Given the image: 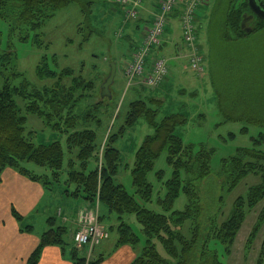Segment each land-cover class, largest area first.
Instances as JSON below:
<instances>
[{"label": "trees", "instance_id": "obj_1", "mask_svg": "<svg viewBox=\"0 0 264 264\" xmlns=\"http://www.w3.org/2000/svg\"><path fill=\"white\" fill-rule=\"evenodd\" d=\"M222 1L225 2L221 8L225 18V32L222 36L226 42L242 41L251 35L264 32L263 19L254 18L248 31L241 27L243 15L250 14L246 0ZM94 3L95 0H0V19L6 20L12 30H25L28 34L40 30L57 11L69 5H77L83 17L81 24L87 29V34L83 35V43L94 31L91 26ZM179 14V9H176L170 14V19L178 20ZM22 37L21 39L26 38ZM131 42H128L129 59L138 46L133 39ZM161 48L160 45L154 51L161 52ZM53 60L55 61L54 58ZM16 63L17 57L13 52H0V68L13 71ZM36 76L40 80H55V83L52 87L37 90L30 89L23 79L16 87L11 85L9 78H5L0 89V176L9 168L49 190L51 186L61 182L64 170L67 187L64 193L90 204L97 200L109 214L116 216L117 224L108 231L117 234L116 248L129 246L136 252L129 264H221L217 256L209 250V242L214 240L222 244L225 252L230 254L246 215L259 205L256 223L246 242L247 250L250 249L264 225V153L238 149L234 156L222 161L221 168L215 175L222 189L233 190L249 175L258 177L260 183L250 188L245 197L237 198L229 218L218 223L217 212L213 213L210 203H205L204 197L201 196V185L204 181L211 183L213 178L210 162L214 150L203 145L196 150L193 145L183 144L182 139L176 135V130L187 124L185 115L170 114L158 120L162 102L148 95L145 99L131 102L124 125L116 134H109L102 144H98L95 131L88 127L92 124L100 125L99 116L105 105L101 98L99 102L89 103L92 98L90 91L94 89L93 82L80 75L76 76L72 69L58 72L50 69L46 57L37 65ZM12 77L19 79L23 78V75L16 71ZM259 77L262 80L255 81L253 88L237 91L242 97L240 102L230 103L216 89L217 103L223 113L224 122L240 121L245 126H256L264 131V66ZM67 79L70 80L69 85L64 83ZM139 87L142 90L147 89L140 84ZM15 97L28 102L25 107L27 114L44 118L55 131L66 134L68 159L65 169V153L60 142L35 146L26 138V117L21 115ZM139 120H143L152 129L153 134L143 140L134 154L131 169L134 195H130L122 185L115 183L121 162L115 144L126 130L132 128ZM163 153L166 154V163L172 168V174L165 182V195L158 202L162 213H155L145 207L151 202L152 196V186L147 177L153 170L154 162ZM92 161L96 166L88 170ZM27 165L49 173L37 175L29 170ZM158 179H161L160 173ZM69 186L74 189L70 191ZM180 193H183L187 200L185 209L181 212L173 211V204ZM217 202L221 203L222 198ZM127 215H134L140 225L143 243L124 221V216ZM13 216L16 222H22V218L16 213H13ZM101 220L99 217L100 224ZM47 224V232L40 237L26 264H38L43 249L51 246L58 247L62 256H67L72 264L102 263L103 256L91 261L82 257L74 245L73 237L71 243L66 240L67 228L55 225L54 218H49ZM31 229L32 227L25 226L21 231L30 232ZM156 242L162 246L168 258L159 254ZM256 264H264V239Z\"/></svg>", "mask_w": 264, "mask_h": 264}, {"label": "rangeland", "instance_id": "obj_2", "mask_svg": "<svg viewBox=\"0 0 264 264\" xmlns=\"http://www.w3.org/2000/svg\"><path fill=\"white\" fill-rule=\"evenodd\" d=\"M106 1L95 0L92 7L93 21H91L94 31L92 36L83 43V35L87 34V29L81 24L83 17L77 5H69L57 11L40 30L28 32V34L25 30H12L6 20L0 19V52L11 51L17 57L16 68L13 71L0 68V89L3 87L5 78H9L11 85L16 87L21 84L22 79L29 84L30 89L41 90L44 87H52L55 80H40L36 76L37 65L43 57H46L50 69L57 72L72 69L76 76L80 75L85 80L93 82L94 89L90 91L92 98L89 103L94 104L101 101V86L110 73L111 65L115 64V77L109 88L110 99H103L105 106L99 116L100 125L92 124L88 127L95 131L96 142L102 144L109 134H116L124 125L130 103L145 99L148 95L162 102L158 120L170 114L182 113L187 117V124L178 128L176 135L182 139L183 144L193 145L196 150L202 145L214 150L210 162L213 178L211 183L203 182L201 196L204 197L205 203H210L211 211L217 212L218 223L225 221L231 214L234 201L239 197H245L250 188L260 183V179L249 175L242 179L233 190L226 191L225 188L220 187L221 184L215 175L220 170L222 161L234 156L238 149L264 153V131L256 126H245L240 121L224 122L223 113L217 103L216 89L230 103L240 102L242 97L238 92L242 88H253L255 81L262 80L259 74L264 66V32L251 35L242 41L226 42L222 36L225 32L224 10L221 11L225 2L206 0L202 6L197 7L193 21L195 47L202 58L204 69L202 73H198L191 70L189 66L191 51L183 45L179 21H172L168 16L167 19L175 27L173 31L175 38L171 48L178 43L180 54L175 56L168 52L167 56L165 54L162 56L160 52L153 51L151 58L159 56L165 58L168 73L159 87L149 89L150 91L142 90L136 81L129 83L124 76L126 63L129 62L128 42L132 43L129 35L132 31L131 36L137 46L142 32L141 29H135V24L140 23L141 28L143 20L147 16L149 20L154 4L159 3L160 0H140L142 4L134 7V10L141 21L128 18L127 22L125 9ZM154 15L150 17L151 22ZM128 22L131 31L128 27L124 28L125 23ZM168 29L167 25L165 31L167 32ZM22 36L26 38L21 39ZM36 41L38 45L35 44ZM16 71L23 75V78L14 79L12 74ZM64 83L69 85L70 80H64ZM14 99L21 115L26 117V138H29L35 146L60 142L65 153L63 164L65 169L68 159L65 145L66 134L55 131L44 118L27 114L25 110L27 101L17 97ZM244 127L247 128L243 129ZM243 130L246 131L243 132ZM152 134V129L143 120H139L132 128L127 129L123 137L115 144L121 156L115 183L122 185L130 195H134L131 176L134 154L143 140ZM27 166L37 175L49 173L33 165ZM95 166L94 161L90 162L88 170L94 169ZM158 173L161 174L160 180ZM171 174L172 168L166 163V154L163 153L154 162L153 170L147 177L152 186L151 202L145 205L148 210L162 213L158 202L165 195V182L171 178ZM65 179L66 172L63 170L61 182L51 186V189L45 193L43 212L25 220V226L32 225L36 233L44 234L49 228L46 224L48 218H54L58 223L60 221L58 213H62V217L69 218L70 214L75 215L81 202L64 193L67 189ZM68 189L72 191L74 187L69 186ZM220 197L221 203L217 202ZM186 203L184 194L180 193L172 210L181 212L185 209ZM99 210L101 215H106L107 212L102 207ZM259 210L258 205L246 215L230 254L225 252L222 244L214 240L209 242V250L217 256L221 264H256L259 248L264 239V225L249 250H247L246 242L256 223ZM124 221L130 225L143 243L141 228L134 215L124 216ZM113 224L116 225V216L111 214L104 218L102 226L109 230L110 226H114ZM117 239L115 232H109V238L98 246L100 248L97 247L98 251L111 256L109 254L114 251ZM156 248L162 257L168 258L158 242H156ZM80 251L82 253V249Z\"/></svg>", "mask_w": 264, "mask_h": 264}, {"label": "crops", "instance_id": "obj_3", "mask_svg": "<svg viewBox=\"0 0 264 264\" xmlns=\"http://www.w3.org/2000/svg\"><path fill=\"white\" fill-rule=\"evenodd\" d=\"M158 4L159 3L154 4V8L152 10L151 15L149 16V20L147 19V16L143 20L141 28L140 23L135 24V29H141V36L144 35L145 29L151 23L150 17L153 16V14H156L155 12L158 10ZM136 20L141 21V18L137 17ZM128 25L129 22L127 24L125 23L124 28L128 27V29H130L131 31V28H129ZM169 26L170 27L168 31L164 32V35L161 39L162 50L160 53L162 54V56L164 54L167 56V53L171 52L173 55L179 56L180 47L178 43L173 45V47L171 48V43L175 38L173 34L175 27H173V24H171L170 21ZM131 33L129 36L132 39ZM128 61H131V58ZM46 191L47 189H45L41 184L28 180L27 178L19 175L16 171L12 169L7 168L1 173L0 264H26L32 252L36 249L39 243V239L43 235V233H36L32 225H28L32 227L30 232H22L21 230L23 227H25V220L32 218L33 215L35 216L36 214L42 213L45 209L44 200L46 196ZM73 199L80 200L81 202L75 212V215L72 216V214H70L69 218L68 216L62 217V213H58V215H60V221L62 223L60 221L57 223L56 219H54L55 225H63L67 228L68 234L65 238L66 240L68 239L67 241H69L70 243L72 242L73 234L77 228V213L79 211L84 209L95 210L98 214V217L102 218L101 225L103 223L104 218L107 215H111L106 211L105 208H103L99 204L97 200L94 202V204H90L80 198ZM100 207H102L107 212L105 216L103 214L101 215V212L99 210ZM13 213H16L20 218H22L21 223L16 222ZM98 248L96 247L91 251H89V249L87 248H82L81 255L82 257H85L87 261H91L92 259L95 260L99 256H103V261L100 264H129L136 256V252L133 251L129 246H122L116 248L115 245L114 251L109 254L111 256H106L104 253H100L98 251ZM38 264H72V262H70L67 256H62L61 250L58 247L51 246L43 249Z\"/></svg>", "mask_w": 264, "mask_h": 264}, {"label": "built area", "instance_id": "obj_4", "mask_svg": "<svg viewBox=\"0 0 264 264\" xmlns=\"http://www.w3.org/2000/svg\"><path fill=\"white\" fill-rule=\"evenodd\" d=\"M113 5L122 6L125 9L126 18L135 19L137 12L134 7H139L140 0H107ZM206 0H161L153 21L145 29L136 51L132 54L131 61L126 65L124 76L131 83L136 81L147 89L157 88L167 76L166 60L162 57L151 58V54L161 44V39L169 20L167 19L176 9L180 14L178 21L180 32L185 47L190 51L189 66L198 73L204 71L202 58L195 47L194 16L198 6H202ZM148 60H150L148 62ZM109 238V232L99 223V217L95 210L84 209L77 213V228L73 234V242L76 248H87L89 251L98 247Z\"/></svg>", "mask_w": 264, "mask_h": 264}, {"label": "water", "instance_id": "obj_5", "mask_svg": "<svg viewBox=\"0 0 264 264\" xmlns=\"http://www.w3.org/2000/svg\"><path fill=\"white\" fill-rule=\"evenodd\" d=\"M248 5L249 8L252 12V14L260 19L264 20V10L261 9L260 5H257L254 0H248ZM245 21V19H244ZM244 21L241 24V27L243 28ZM248 31V30H246ZM115 72H116V65L112 64L110 67V73L104 80L102 86H101V99H110V92L109 88L113 84L114 77H115Z\"/></svg>", "mask_w": 264, "mask_h": 264}, {"label": "flooded vegetation", "instance_id": "obj_6", "mask_svg": "<svg viewBox=\"0 0 264 264\" xmlns=\"http://www.w3.org/2000/svg\"><path fill=\"white\" fill-rule=\"evenodd\" d=\"M256 2L257 5H260L261 6V9L264 10V1H261V0H254ZM247 2V7H248V10L250 11V14L249 15H243V19H242V22L244 21V24H243V29L244 30H248L249 29V24L254 20V18H258L256 16H254L249 8V5H248V0H246ZM260 19V18H258ZM241 22V24H242Z\"/></svg>", "mask_w": 264, "mask_h": 264}]
</instances>
